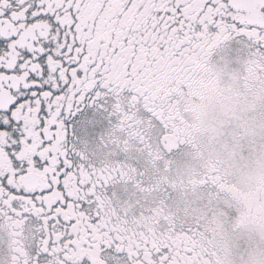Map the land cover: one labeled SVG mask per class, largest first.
I'll return each instance as SVG.
<instances>
[{
	"label": "snow or ice",
	"instance_id": "1",
	"mask_svg": "<svg viewBox=\"0 0 264 264\" xmlns=\"http://www.w3.org/2000/svg\"><path fill=\"white\" fill-rule=\"evenodd\" d=\"M0 264H264V0H0Z\"/></svg>",
	"mask_w": 264,
	"mask_h": 264
}]
</instances>
